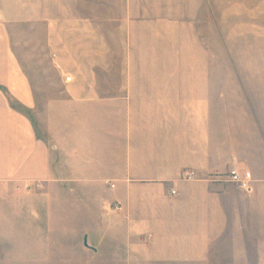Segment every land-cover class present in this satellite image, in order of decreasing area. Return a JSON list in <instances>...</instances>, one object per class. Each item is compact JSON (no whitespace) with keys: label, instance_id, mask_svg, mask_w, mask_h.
<instances>
[{"label":"crops","instance_id":"0c3cea01","mask_svg":"<svg viewBox=\"0 0 264 264\" xmlns=\"http://www.w3.org/2000/svg\"><path fill=\"white\" fill-rule=\"evenodd\" d=\"M5 1L9 258L264 264V0Z\"/></svg>","mask_w":264,"mask_h":264},{"label":"rangeland","instance_id":"374dc122","mask_svg":"<svg viewBox=\"0 0 264 264\" xmlns=\"http://www.w3.org/2000/svg\"><path fill=\"white\" fill-rule=\"evenodd\" d=\"M6 5V1L5 0H0V11L4 12L6 11L5 8ZM261 22V21H260ZM264 22V21H263ZM227 29L225 28V31ZM236 37L231 36L230 34L225 35L222 39V43L224 46V51H223V58H231V50H232V43L237 44L240 48L243 44H245L247 42V37H239V39L235 40ZM258 38V37H257ZM250 40H254L253 42H255L256 44H259L260 40H256V37H251ZM220 37H215V36H209V44L211 45V49L213 50V54L215 53L214 51L216 50V47L218 46V49L221 45L220 43ZM260 43H262L260 41ZM209 45V46H210ZM6 224L7 223H2L3 225V229H0V235L2 234V236L0 237L1 242H0V264H23L22 260H18V259H11L9 258V256H12L13 253L9 252L8 250V245L6 243ZM1 223H0V227H2ZM4 234V236H3Z\"/></svg>","mask_w":264,"mask_h":264},{"label":"built area","instance_id":"2783aa9c","mask_svg":"<svg viewBox=\"0 0 264 264\" xmlns=\"http://www.w3.org/2000/svg\"><path fill=\"white\" fill-rule=\"evenodd\" d=\"M67 81H70V78H67ZM195 177L194 172L186 171L183 173L182 179L185 181L192 180ZM229 182L234 184L241 191H244L247 194H251L254 191L253 186V176L250 172H245L240 174L236 169H231L229 173Z\"/></svg>","mask_w":264,"mask_h":264}]
</instances>
